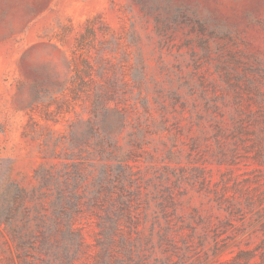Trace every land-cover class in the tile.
Segmentation results:
<instances>
[{
  "label": "rangeland",
  "instance_id": "374dc122",
  "mask_svg": "<svg viewBox=\"0 0 264 264\" xmlns=\"http://www.w3.org/2000/svg\"><path fill=\"white\" fill-rule=\"evenodd\" d=\"M0 264H264V0H0Z\"/></svg>",
  "mask_w": 264,
  "mask_h": 264
}]
</instances>
